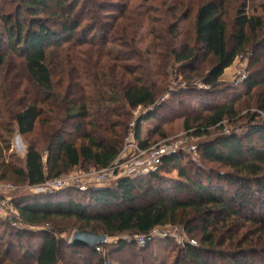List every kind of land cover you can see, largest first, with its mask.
I'll use <instances>...</instances> for the list:
<instances>
[{
  "label": "trees",
  "instance_id": "trees-1",
  "mask_svg": "<svg viewBox=\"0 0 264 264\" xmlns=\"http://www.w3.org/2000/svg\"><path fill=\"white\" fill-rule=\"evenodd\" d=\"M91 5L94 7L90 12ZM101 5L97 0H21L16 20H8L6 16L2 18L8 48L12 54L22 59L25 74L37 90V98L30 104L22 105L13 115V120L17 123L21 136L34 134L39 125L40 131L36 137L41 138L48 156L44 162L42 152L34 143L37 140L35 139L30 143L24 163L14 156L6 158L4 153L10 151L11 143L9 140H3L0 142V182L31 189L58 179L76 168L88 171L90 168L101 170L110 167L123 149L124 138L132 124V112L139 108L147 113L135 123L136 138L143 149L151 147L149 140L141 139L142 123L159 120V111L163 109V105H158V102L167 90L166 82H163L162 89H155V85L150 82L151 76H146L147 79L142 75L137 76L141 69L139 66L118 64L123 58L128 61L139 59L137 52L130 55L114 51L103 53L101 48L105 47L107 35L114 26L105 24L98 14L100 10L104 11ZM223 7V2L219 0L200 3L194 21L197 47L184 46L178 51L170 46V52L165 54L168 60L173 58L175 63L188 68L193 67L198 52L211 57L214 65L204 83L212 89L221 84L225 71L239 56L264 46V20L256 15L248 16L247 4L241 5L237 11L235 33L230 39V46L227 27L222 21ZM22 14L28 19L26 23L21 22ZM187 15L185 19L188 18ZM85 22L86 25L83 26ZM176 28L172 27L174 30ZM108 43L115 44L116 41L111 39ZM1 44L0 42V47ZM65 45L89 46L95 50L97 48L99 55L103 53L115 63L111 72L114 79L117 77V70L122 71V78L130 76L133 79L126 82L121 78L122 80L115 84L109 81L104 72L96 73L92 74L94 84L90 86L85 84L86 80L77 76L78 71L72 68L67 76L68 86L62 95L57 91V87L64 81L55 83L53 68L57 67V54L64 51ZM5 59L6 57L0 54V67L4 65ZM98 61L100 63L101 60ZM72 65L73 62H70L69 66ZM85 75L88 76L89 72ZM263 83L264 80L259 81L257 76L246 80V95H251ZM89 87L96 89L94 100L89 98ZM213 91L215 89L211 92L192 90L181 92L180 95L211 97L215 95ZM202 101L199 103L202 104ZM203 105L204 107L198 110L200 116L184 122L185 130H197L198 137L208 135L209 129L222 131L223 122L236 115L234 104L227 101ZM260 111L264 113V104ZM70 126L74 128L79 144L65 139L66 130ZM4 131L11 133L7 129ZM248 132L245 138L237 134L222 135L214 141L199 145L202 162L230 168L234 175L229 178L228 175H217L214 182L211 174L204 176L202 172H195V176L191 175L193 170L190 171L186 163L187 157L176 154L165 157L157 172L135 179L119 180L113 188L90 189L85 192L67 188L51 195L15 199L13 206L18 210L16 221L20 228L0 219L1 227L5 228L4 231L9 237L37 240L35 245L18 244L20 260L26 261V264H61L65 249L72 250L73 256H76L74 251L88 252L93 258L88 264H109L112 254L108 253L107 245L78 248L59 238L60 234L67 232L66 230L54 227L51 231L39 232L29 228L51 225L58 219L76 220L81 225L79 231L103 234L109 238L123 234L145 236L146 243H151V235L156 229L183 226L190 235L199 231L203 246L186 245L181 250V258L176 264H184L187 261L191 264H209L208 258L219 253L217 247L226 245L223 237L227 239L228 228L230 224H234L230 221L242 220L241 213L234 212L231 203L241 201V205L251 211L253 204H245V197L251 196L252 185H256L261 191L264 189V123H257L253 117ZM254 135L258 137V143L251 140ZM2 145H5V148ZM172 173H177V177L170 178ZM224 180L235 186L240 183V194L228 200L220 185ZM173 192L175 196H172ZM186 192L191 198L182 201L179 196ZM74 193L93 205L84 203L83 200H74ZM62 197H67V201L63 202ZM112 206H116V209L109 210ZM244 220L257 228L254 235L260 240L258 244H254V240L246 239L242 245L248 244L250 248L261 245L264 241V219L247 217ZM229 233L231 234V231ZM237 233L234 234L238 235ZM221 238L223 241L219 242ZM8 244L11 246L12 243ZM127 247L128 244L121 241L113 254L122 253ZM97 248H100L101 252H98ZM11 251L8 249L4 254L0 250V260L22 264L23 262L10 256ZM261 251L259 255L264 263V250ZM242 253L241 260L238 257L240 254H231V257H234L232 264H247L252 260L254 252ZM219 255L223 256L220 253Z\"/></svg>",
  "mask_w": 264,
  "mask_h": 264
},
{
  "label": "rangeland",
  "instance_id": "rangeland-1",
  "mask_svg": "<svg viewBox=\"0 0 264 264\" xmlns=\"http://www.w3.org/2000/svg\"><path fill=\"white\" fill-rule=\"evenodd\" d=\"M210 0H97L98 4H102L103 10L98 13L105 24L114 26L113 30L108 33L106 40L111 41L115 39L116 43L109 44L108 41L105 47L101 50L104 54L108 51L124 52L125 54H132L137 52L140 55L139 59L128 61L127 58H123L118 64L136 65L141 69L138 71L137 76H151V84L155 89H162L163 82L165 83L166 92L160 97L158 105H163V109L159 111L158 121H149L142 123V140H149L151 146L158 143H179L181 150L187 149L190 146L199 145L214 141L222 135L237 134L240 137H246L248 132V126L251 124V119L254 117L257 123H264V113L260 111L261 106L264 104V83L255 89L251 95H246L244 84L246 80L251 77L258 78L259 81L264 80V46L259 49L249 50L242 56H239L234 64L228 68L221 78V84L213 91V96L207 97H185L181 96V92H191L196 90L212 91L213 89L205 85L206 79L210 69L214 65V60L211 57L205 56L202 52L197 53V59L194 61L193 70L184 65H180L174 62L173 58L168 60L165 57L170 49V46L178 51L184 46L196 48L194 36V21L197 11V7L202 2ZM223 2V14L222 21L226 24L228 41L231 46V37L235 33V19L238 9L243 4H247L248 16H260L264 20V0H219ZM21 0H0V54L5 59V63L0 67V142L3 140L11 143L10 151L4 153L6 158L14 156L20 162L24 163L27 155L28 148L32 140L37 139L39 135V125L36 127V131L32 135L21 136L19 134L17 123L13 120V115L17 113L22 105L32 103L37 97V90L33 84L28 80L25 70L23 68L22 59L12 54L8 48L7 39L4 35L5 23L2 21L4 16L8 20H16ZM94 7L90 6V9ZM89 11L91 12L93 9ZM98 12V11H97ZM188 14V18L185 19V15ZM26 17L22 14V23H26ZM54 25V24H53ZM86 25V22L83 26ZM52 26V24L50 25ZM173 26L177 28L172 29ZM172 32V33H171ZM176 34V35H174ZM114 42V41H113ZM113 44V45H112ZM264 45V40L262 41ZM66 46V45H65ZM64 51L58 52L56 60L57 67L53 68L54 81L59 84L64 81L61 86L58 85L57 91L64 95L68 86V74L72 68L78 71L79 77L86 80L83 84L93 85L92 74L105 73L109 77V81L117 84V81L125 79L129 82L133 77L124 76L121 77V70H117V77L114 79L112 75V68L115 63L112 59L105 57L102 53L99 55V50L90 49L89 46L71 47L66 46ZM93 51V52H92ZM94 53V54H93ZM69 57V59H68ZM70 60V61H69ZM98 60H101L100 63ZM127 60V61H125ZM70 62H73L72 67L69 66ZM164 70H161V69ZM84 69V70H83ZM89 72L86 76L85 73ZM112 75V76H111ZM154 75V77H153ZM122 78V79H121ZM95 87L87 88L89 98L96 99ZM203 92V91H202ZM215 92V93H214ZM180 95V96H179ZM201 98V99H200ZM203 100L202 104L199 102ZM227 101L234 104L236 115L229 118L222 124L223 130L209 129L208 135L196 136L197 130L190 132L185 130V120H193L200 116L198 110L205 105L220 104ZM147 111L139 108L132 112L131 122L141 119L142 116H146ZM204 116V114H203ZM10 130V134H7L4 130ZM164 134V137L162 135ZM127 136V135H126ZM124 138V141L126 139ZM78 136L74 133V128L71 126L67 128L65 139L76 142ZM165 140V141H164ZM251 140L254 143H258V137L256 135L251 136ZM37 149H39L44 157V162L47 161V153L44 151V146L41 138L34 141ZM125 143V142H124ZM1 144V143H0ZM5 148V145H2ZM263 146V145H262ZM186 163L193 170L191 175L195 172H202L204 176L211 174L214 182H216L217 175H234V172L227 167L218 164H204L200 158L199 151L195 154L187 153ZM10 161V160H9ZM191 163V164H190ZM86 169L76 168L71 170L65 175H80L87 173ZM63 175V176H65ZM149 174L142 175L147 176ZM195 176V175H194ZM193 176V177H194ZM141 177V176H140ZM170 178H176L177 173L169 175ZM195 179V177H194ZM18 185H20L18 183ZM116 183L108 186L113 188ZM225 190L224 193L228 200L233 196H238L240 191L237 185H231L227 180L220 183ZM253 191L251 196L245 197V204L251 202L253 207L251 211L241 205V201L238 203H231L234 212H240L242 220L232 219L228 228V237H223L226 241V245L222 248L217 247L219 253L215 256L208 258L209 264H232L234 257L231 254L238 255L239 260L243 257V251L254 252L252 254V260L247 264H264L262 262L261 250H264V241L257 247H248V244L242 245L244 240H254V244H258L259 237L254 235L257 232V228L252 227L249 223L245 222V218H261L264 219V189L261 191L256 185H252ZM18 193L15 198H29V197H41L51 194H41L35 192L33 189H27L18 186ZM53 194V193H52ZM175 196V193H172ZM74 200L82 201L84 203L92 204L88 200L74 193L72 195ZM182 201H187L191 198L188 192L179 196ZM67 197H62L63 202L67 201ZM93 205V204H92ZM116 206H112L109 210H115ZM54 227L66 230V233L60 234L59 238L65 242H69L72 239L75 231H79L81 225L76 220H62L58 219L51 225H44L40 228H29L33 231H51ZM5 228L0 224V250L2 253H6L8 249L12 250L10 256L18 260L21 258L18 251V244L31 245L36 244L37 240L21 239L16 237H9L6 235ZM231 231V234L229 233ZM238 235H235L234 233ZM227 233V231H226ZM103 235V234H100ZM226 235V234H225ZM137 236L130 234H123L115 237H110L108 253L112 254L109 264H176L181 258V250L187 245L193 247H202V235L198 231L195 234L190 235L183 226H167L164 228L156 229L152 235L151 243H140ZM223 238L219 242L223 241ZM252 238V239H250ZM124 241L128 244L126 250L122 253H114L117 248V244ZM8 243H12L9 246ZM206 247V246H205ZM72 250H64V260L61 264H88V261L93 260L89 253L86 251H74L76 256L72 255ZM245 254V253H244ZM220 256V257H219ZM224 258V259H223ZM10 259V258H9ZM23 260V259H22ZM21 261V260H20ZM23 262V261H21ZM0 264H11L7 261H1ZM21 264V263H20ZM22 264H26L24 261ZM32 264V263H31ZM184 264H191L187 261Z\"/></svg>",
  "mask_w": 264,
  "mask_h": 264
},
{
  "label": "built area",
  "instance_id": "built-area-1",
  "mask_svg": "<svg viewBox=\"0 0 264 264\" xmlns=\"http://www.w3.org/2000/svg\"><path fill=\"white\" fill-rule=\"evenodd\" d=\"M136 121L131 124L119 157L110 167L101 170L92 169L80 175H65L31 189L41 194H52L67 188L83 192L90 189L107 188L122 179H135L145 175L146 172L147 174L157 172L165 157L176 154L186 156L187 153L195 154L198 152L199 147L197 145L181 150L179 143L166 142L143 149L136 138ZM18 191L19 189L15 185L0 182V219L10 222L16 228H20V225L16 221L18 210L13 206V201L16 199L15 196ZM136 238L142 244L147 241L145 236H137ZM97 251L101 252V249L97 248Z\"/></svg>",
  "mask_w": 264,
  "mask_h": 264
},
{
  "label": "water",
  "instance_id": "water-1",
  "mask_svg": "<svg viewBox=\"0 0 264 264\" xmlns=\"http://www.w3.org/2000/svg\"><path fill=\"white\" fill-rule=\"evenodd\" d=\"M109 239L107 235H98L89 231H75L70 244L78 248H92L107 245Z\"/></svg>",
  "mask_w": 264,
  "mask_h": 264
}]
</instances>
